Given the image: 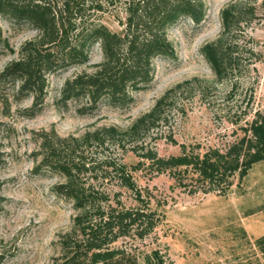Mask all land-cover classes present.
I'll return each instance as SVG.
<instances>
[{
	"label": "rangeland",
	"instance_id": "rangeland-1",
	"mask_svg": "<svg viewBox=\"0 0 264 264\" xmlns=\"http://www.w3.org/2000/svg\"><path fill=\"white\" fill-rule=\"evenodd\" d=\"M235 1L204 0L202 22L182 17L172 25L167 34L177 57H156L153 80L134 91V101L126 107L103 102L94 113L82 115L74 101L67 107L57 103L66 79L83 70H95L103 60L100 43L92 45L88 63L49 74L47 96L35 116L23 113L32 98L17 100L13 85L0 83V97L8 96L11 101L7 110L0 100V264H52L63 254L62 237L74 231L78 210L71 199L55 191L65 178L53 170H34L38 162L35 152L41 142L38 133L55 129L62 137H81L102 126L126 129L169 88L198 78L192 88L182 92V111L172 110L168 124L148 138L159 154H179L181 143L194 151L211 147L225 150L244 135L243 127L256 112H264V0L257 1V17L239 38L245 47L241 70L234 77L218 80L201 51L203 45L222 35L221 13ZM117 17L124 20V12L105 13L102 21L113 31H120L123 25ZM0 27L1 72L39 31L2 16ZM169 134L177 144L169 140ZM123 151L112 148L111 154L123 155L128 165L139 161L132 151ZM132 173L143 197L150 200L162 221L146 238L124 236L111 247L136 256V264H146V255L154 249L164 255L165 264H264V160L256 163L242 182L236 175L226 195L201 190L190 193L192 186L178 185L169 171L157 174L145 166ZM92 175L97 188L109 193L108 203L116 205L120 199L126 207L138 205L135 192L120 187L113 175ZM190 179L187 176L185 182L190 183Z\"/></svg>",
	"mask_w": 264,
	"mask_h": 264
},
{
	"label": "trees",
	"instance_id": "trees-1",
	"mask_svg": "<svg viewBox=\"0 0 264 264\" xmlns=\"http://www.w3.org/2000/svg\"><path fill=\"white\" fill-rule=\"evenodd\" d=\"M257 1L236 0L226 6L221 13L222 35L201 48L220 81L241 70L245 46L239 38L257 17ZM118 10L125 14L124 20L117 17L123 29L113 31L102 19L105 13ZM205 15L204 0H0V17L27 23L39 31L36 38L21 46L18 58L0 72V83L12 84L17 100L32 98L23 113L35 116L45 102L49 74L88 63L92 45L100 43L103 60L95 70H83L66 79L57 103L67 107L74 101L82 115L94 113L103 102L126 107L134 101L133 92L153 80L156 57H177L168 29L182 17L200 23ZM197 81L194 78L169 88L126 129L102 126L81 137H62L55 129L38 133L41 142L35 152L38 162L34 170L61 173L65 180L55 186V191L71 199L78 210L74 231L61 239L63 254L52 264H136V256L111 244L128 235L146 238L162 217L143 197L133 171L145 166L157 174L169 171L178 185L192 186L190 193L201 190L226 195L236 175L242 182L250 169L264 160L261 111L243 127L244 135L225 150L211 147L194 151L181 143V153L159 154L148 138L154 132L158 135L161 127L168 124L172 110L182 111V92ZM0 100L9 110L10 98ZM168 138L178 143L172 134ZM112 148H121L123 154L130 150L139 161L128 165L123 155L111 154ZM94 172H101L104 178L113 175L120 187L135 192L138 205L126 207L120 199L116 205L108 203L109 193L97 188ZM185 174L190 176V183L185 182ZM145 260L146 264H165L159 249L147 254Z\"/></svg>",
	"mask_w": 264,
	"mask_h": 264
}]
</instances>
